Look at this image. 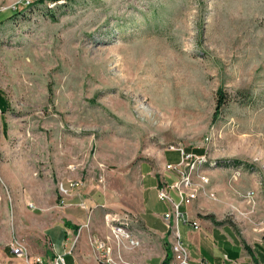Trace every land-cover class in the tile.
Wrapping results in <instances>:
<instances>
[{
  "label": "rangeland",
  "instance_id": "374dc122",
  "mask_svg": "<svg viewBox=\"0 0 264 264\" xmlns=\"http://www.w3.org/2000/svg\"><path fill=\"white\" fill-rule=\"evenodd\" d=\"M0 91V258L78 189L132 213L171 147L208 157L193 204L264 240V0H0Z\"/></svg>",
  "mask_w": 264,
  "mask_h": 264
},
{
  "label": "crops",
  "instance_id": "0c3cea01",
  "mask_svg": "<svg viewBox=\"0 0 264 264\" xmlns=\"http://www.w3.org/2000/svg\"><path fill=\"white\" fill-rule=\"evenodd\" d=\"M164 158L166 162L173 163L180 160L168 161L166 151ZM161 170L156 171L152 167L145 187L141 182L137 203L130 205L131 208L134 207L132 210L129 209L132 213L126 212L121 215H128V229L140 240L138 246H131L128 243L121 245L118 251L122 260L125 261L122 264H167L172 257L171 234L164 219V214L169 210L170 205L158 196V187L161 185L162 172H164V169ZM168 179L173 180L172 177ZM80 191L78 189L72 193L71 201L69 199L61 206L63 207L61 220L46 228L45 236L48 245L45 249L35 252L34 247L33 249L25 243L32 253L41 255L46 264H52L56 253L66 254L67 264H102L98 260V250L93 239L105 235L109 240H106L107 243L113 247V252L115 254L117 252V243L107 221L106 223L104 221V214L100 209H96L97 205H103L104 200L102 197L92 198L87 195L81 197L78 194ZM143 193H145V198L141 197ZM153 196L157 198L156 202H153ZM82 200L83 203H81ZM107 204L108 198H106V214ZM201 207L203 205L196 203L183 207L188 211L191 219L199 221L200 229L192 228L190 222L180 223L183 241L194 260H203L208 264H234L224 260L223 254H227L233 261H238L240 264L264 263V240L251 245L250 242L244 240L231 222L224 220L216 213H205L199 209ZM74 243L76 245L74 253L67 254L68 247ZM50 244L54 248H50ZM4 249L0 264H17L16 259L12 261ZM9 249L13 255L11 246Z\"/></svg>",
  "mask_w": 264,
  "mask_h": 264
},
{
  "label": "built area",
  "instance_id": "2783aa9c",
  "mask_svg": "<svg viewBox=\"0 0 264 264\" xmlns=\"http://www.w3.org/2000/svg\"><path fill=\"white\" fill-rule=\"evenodd\" d=\"M171 149L179 151L181 158L178 162L165 163L161 185L158 187V196L170 205L169 210L164 214V219L171 234L173 253L167 264H208L206 261L192 258L189 248L183 241L180 223L182 221L190 222L194 229H200L201 227L199 221L191 219L188 211L183 207L193 204L202 194L215 196L214 192L209 193L210 176L206 170L209 160L206 153L197 154L182 147H171ZM171 177L173 181H169L168 178ZM106 221L117 243H128L131 246L140 244V240L128 229V215L119 217L113 215L111 217V214H107ZM97 245L99 251H106V264H121L115 260L114 255H112L113 247L107 241L106 243L100 241ZM50 246V248H54L52 244ZM75 246V243L70 245L67 254L74 253ZM11 251L16 259L22 260L25 264H46L41 255L33 254L29 247L19 240H15L11 244ZM224 260L240 264L238 261H233L227 254H224ZM52 264H67L66 254L56 253Z\"/></svg>",
  "mask_w": 264,
  "mask_h": 264
},
{
  "label": "trees",
  "instance_id": "16d2710c",
  "mask_svg": "<svg viewBox=\"0 0 264 264\" xmlns=\"http://www.w3.org/2000/svg\"><path fill=\"white\" fill-rule=\"evenodd\" d=\"M38 1H39V3L43 4V3H45L48 0H38ZM49 1L52 2V3H56L59 0H49ZM29 4H31V3H29ZM12 12H15V10H13ZM226 101H227V95L225 93H221L220 92V97L218 98V102H217L218 111H220V109L222 108V106L225 104ZM4 103H6V105ZM0 107L4 111L7 109V101L3 97L1 91H0Z\"/></svg>",
  "mask_w": 264,
  "mask_h": 264
}]
</instances>
